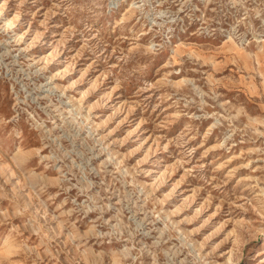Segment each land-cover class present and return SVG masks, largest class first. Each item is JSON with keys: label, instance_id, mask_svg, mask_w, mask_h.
I'll list each match as a JSON object with an SVG mask.
<instances>
[{"label": "rangeland", "instance_id": "obj_1", "mask_svg": "<svg viewBox=\"0 0 264 264\" xmlns=\"http://www.w3.org/2000/svg\"><path fill=\"white\" fill-rule=\"evenodd\" d=\"M0 264H264V0H0Z\"/></svg>", "mask_w": 264, "mask_h": 264}]
</instances>
